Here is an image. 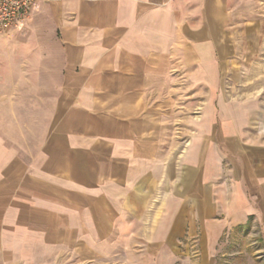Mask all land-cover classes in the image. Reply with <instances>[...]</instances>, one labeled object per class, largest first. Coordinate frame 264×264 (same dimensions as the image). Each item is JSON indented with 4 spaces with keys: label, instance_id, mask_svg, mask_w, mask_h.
<instances>
[{
    "label": "crops",
    "instance_id": "0c3cea01",
    "mask_svg": "<svg viewBox=\"0 0 264 264\" xmlns=\"http://www.w3.org/2000/svg\"><path fill=\"white\" fill-rule=\"evenodd\" d=\"M262 23L264 0H39L57 95L34 143L0 70V264L223 263L264 219V101L219 76Z\"/></svg>",
    "mask_w": 264,
    "mask_h": 264
},
{
    "label": "rangeland",
    "instance_id": "374dc122",
    "mask_svg": "<svg viewBox=\"0 0 264 264\" xmlns=\"http://www.w3.org/2000/svg\"><path fill=\"white\" fill-rule=\"evenodd\" d=\"M28 23L0 36L1 98L11 101L10 109L33 134L35 143L54 108L58 70L47 44L26 30ZM255 30L252 44L242 42L241 36L240 58L224 60L227 73L219 76V82L225 98L264 101V23ZM3 108L8 106L2 103ZM226 242L220 264H264V219L249 220Z\"/></svg>",
    "mask_w": 264,
    "mask_h": 264
},
{
    "label": "built area",
    "instance_id": "2783aa9c",
    "mask_svg": "<svg viewBox=\"0 0 264 264\" xmlns=\"http://www.w3.org/2000/svg\"><path fill=\"white\" fill-rule=\"evenodd\" d=\"M39 0H0V36L30 22Z\"/></svg>",
    "mask_w": 264,
    "mask_h": 264
}]
</instances>
